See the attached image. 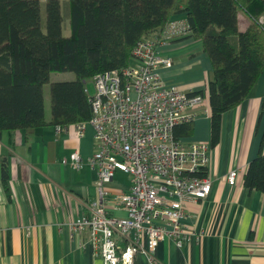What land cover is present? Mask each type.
Here are the masks:
<instances>
[{"label":"crops","instance_id":"crops-1","mask_svg":"<svg viewBox=\"0 0 264 264\" xmlns=\"http://www.w3.org/2000/svg\"><path fill=\"white\" fill-rule=\"evenodd\" d=\"M178 18L184 15L173 16ZM248 20L243 12L238 15L239 30ZM259 20L264 21V15ZM201 46L199 38L188 34L170 40L160 49L172 64L158 74L166 85L202 92L206 111H199L191 123L192 132L181 139L210 144L207 84L212 68ZM45 90L44 86L48 121ZM220 121L219 140L209 145L203 170L211 180L210 192L203 199L185 201L180 222L187 236L179 246L171 239L159 242L154 264H264V191L249 190L242 182L264 132V68L247 97L225 111ZM75 125L59 133L50 124L0 133V264H102L91 250L87 231L71 237L66 226L98 196L97 173L88 163L96 150L94 131L88 124L79 136ZM72 152L80 156L78 168L70 164ZM3 162L6 183L2 181ZM232 169L238 172L234 185L226 182ZM114 177L106 186L110 193L127 191L129 175L127 182ZM133 261L148 264L143 252L136 253Z\"/></svg>","mask_w":264,"mask_h":264},{"label":"trees","instance_id":"trees-1","mask_svg":"<svg viewBox=\"0 0 264 264\" xmlns=\"http://www.w3.org/2000/svg\"><path fill=\"white\" fill-rule=\"evenodd\" d=\"M60 1L0 0V133L87 121L91 103L85 80L127 66L135 44L145 36L161 35L165 23L179 14L188 35L201 40L212 68L207 84L211 145L219 140L222 114L247 97L264 68V21L259 20L264 0H67L65 14ZM242 12L249 23L239 30ZM65 20L68 34L61 28ZM55 72L73 76L51 80ZM191 132L192 124L185 122L173 135L181 138ZM263 143L264 132L243 176L249 190L264 191ZM5 166L3 162L4 183Z\"/></svg>","mask_w":264,"mask_h":264},{"label":"built area","instance_id":"built-area-1","mask_svg":"<svg viewBox=\"0 0 264 264\" xmlns=\"http://www.w3.org/2000/svg\"><path fill=\"white\" fill-rule=\"evenodd\" d=\"M185 22L169 20L161 35L145 36L135 44L127 66L91 78V117L75 127L79 136L86 125L93 128L96 150L88 163L97 173L98 196L66 226L71 237L87 231L91 250L102 264H134L138 252L154 264L159 242L171 239L179 246L187 236L180 222L185 201L203 199L210 192V178L201 175L210 144L184 142L173 135L177 125L196 119L204 106L203 94L166 85L158 74L172 64L160 48L188 34ZM54 128L59 133L65 127ZM69 157L78 168L79 154ZM117 171L129 175L128 189L111 194L106 186ZM237 176L232 169L226 182L234 185Z\"/></svg>","mask_w":264,"mask_h":264},{"label":"rangeland","instance_id":"rangeland-1","mask_svg":"<svg viewBox=\"0 0 264 264\" xmlns=\"http://www.w3.org/2000/svg\"><path fill=\"white\" fill-rule=\"evenodd\" d=\"M67 3H68V1L67 0H61L60 1V4H61V11H62V14H65V11H66V5H67ZM40 5V8H41V16L40 17H42V19L44 18L43 16H44V3L42 2L41 4H39ZM61 28H63V33L64 34H68L69 33V28H68V21L67 20H65L64 22H63V24H62V27ZM57 75H61V76H65V77H70V78H72V76H73V73L72 72H55V73H52L51 74V78H55ZM85 89H86V91H87V93H88V95H93L94 94V85H93V82H92V79L91 78H88V79H86L85 80ZM45 88H46V90L45 91H47V96H48V89H49V87L47 86V85H45ZM49 99L45 102L46 103V105H45V109H46V112L49 114ZM115 175V177H114V179L115 180H121L122 182H127V174H125V173H123V172H121V171H117V173H115L114 174Z\"/></svg>","mask_w":264,"mask_h":264}]
</instances>
